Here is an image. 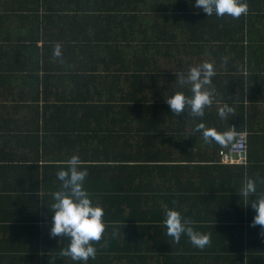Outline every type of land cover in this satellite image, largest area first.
Masks as SVG:
<instances>
[{
  "label": "crops",
  "instance_id": "1",
  "mask_svg": "<svg viewBox=\"0 0 264 264\" xmlns=\"http://www.w3.org/2000/svg\"><path fill=\"white\" fill-rule=\"evenodd\" d=\"M55 3L75 6L74 0H0V264H82L60 254L70 237L50 234L53 193L62 184L57 172L72 155L88 169L85 186L93 202L105 209L106 231L93 241L97 255L88 264H264V226L252 225L256 211L250 202L245 205L257 195L239 194L248 179L264 177V0H248L243 18H226L228 25L211 29V36L228 29L242 40L238 44L200 43L179 62L185 76L193 66L214 62L209 87L215 98L204 116L192 117L189 108L178 116L169 106L147 110L141 123L136 112L101 109L95 135L79 121L84 110L75 113V107L118 100L115 75L92 80L106 70L104 51L87 41L93 33L90 15L48 11ZM234 21L243 29H234ZM57 44L60 57L54 54ZM220 48L223 54H217ZM174 85L164 86L163 100L177 91L192 95L187 81ZM226 102L234 110L221 118L218 109ZM71 117L68 131L54 135ZM201 122L219 131L234 124L247 132L248 164L222 163L218 149L224 146L196 131ZM108 155L116 161L107 163ZM108 164L114 177L92 183L90 167ZM99 183L101 189L93 191ZM257 189L264 194V183L258 181ZM123 194L147 197L141 210H152L155 222L141 231L143 223L114 221L113 213L125 215L126 206L108 198ZM169 208L209 234L211 243L196 247L186 234L175 242L164 224ZM242 240L248 243L242 246Z\"/></svg>",
  "mask_w": 264,
  "mask_h": 264
},
{
  "label": "trees",
  "instance_id": "2",
  "mask_svg": "<svg viewBox=\"0 0 264 264\" xmlns=\"http://www.w3.org/2000/svg\"><path fill=\"white\" fill-rule=\"evenodd\" d=\"M74 2L75 6L72 5L68 9L63 3L59 6L56 3L49 4L52 9L48 11L53 12L56 9L59 15L63 13L90 15L93 33L87 41L101 47L104 51L102 63L106 70L103 75L95 74L96 67H92L91 70L95 74L92 80L101 81L102 77H109V74L113 73L115 77L111 82L114 81L120 93L115 102L102 104L93 102L90 105L81 103L75 107V113L84 110L85 115H82L79 121L86 125L92 135L97 132L96 126L100 120L101 109L106 111V109L119 108V112H136L142 119L141 123H144L147 110L169 107L166 100L162 98L164 86H176L174 84L178 81L180 74L179 62L182 58L190 57L198 44L214 41L222 46L228 43L238 44L242 41L230 35L228 29L211 36V33L217 29L216 25L221 23L228 25L229 22L226 23L224 20L231 16L218 17L215 14L207 16L205 12L193 6L192 0H74ZM240 17L243 18V14ZM240 23L241 21H234L232 27L242 30ZM30 38L28 43H31L33 47L34 36ZM224 52L225 49L220 48L217 54ZM115 65L117 67H110ZM242 119L244 121V117ZM73 123V117L69 120L64 119L56 127L57 133L54 135L65 134L68 131L67 124L72 126ZM127 123L130 121L128 120ZM153 123L160 124L158 116ZM94 124L96 132L93 128ZM145 127L143 131L147 129ZM236 127L238 128L237 125ZM123 131L129 132L127 125L124 126ZM106 158L107 163L116 161L114 156L108 155ZM45 168L51 170L55 167L48 165ZM89 170L94 173L95 179L91 181L92 183L114 177L110 164L92 165ZM101 186L103 184L99 183L93 191L101 189ZM106 187L115 188L114 185L109 186V184ZM122 189L124 192L128 191L125 187ZM108 199L112 202H121L120 204L128 207L120 208L125 215L121 216L118 211L114 212L112 217L114 221L143 223L139 226L141 231L147 228V223L155 222L153 221L155 213L152 210L148 211V208L141 210L143 204L147 206L145 204L148 202L147 197L139 198L123 194L113 195ZM241 201L243 203V200ZM132 240L134 239L129 242ZM246 243H248L247 240H242V246ZM236 250L237 248L235 252Z\"/></svg>",
  "mask_w": 264,
  "mask_h": 264
},
{
  "label": "clouds",
  "instance_id": "3",
  "mask_svg": "<svg viewBox=\"0 0 264 264\" xmlns=\"http://www.w3.org/2000/svg\"><path fill=\"white\" fill-rule=\"evenodd\" d=\"M193 6L202 10L207 16L215 14L218 17L225 15L239 18L249 11L248 0H192ZM54 54L62 56V49L57 44ZM227 57L224 62H227ZM216 75L214 62L205 61L202 64L190 68L187 76L180 74L181 84L186 81L191 84L192 95L188 96L182 91H177L167 97L166 102L171 112L181 116L186 108L190 109L192 117H202L205 108L213 104L215 88L209 87ZM233 106L226 102L218 109L221 118L227 117L233 112ZM196 131L201 132L208 142L215 141L221 146H228L235 137V128L219 131L216 128L206 127L203 122L196 125ZM68 167L61 168L57 172L58 179L62 182L59 190L53 193L54 203L50 209L52 220L50 222V234L53 237H70L67 247L61 249L60 254L71 257L73 261L88 264L89 259H95L97 248L93 241H100L106 231L104 220L105 209L93 198L85 186L88 169L81 167L82 161L79 155H72L67 161ZM264 183V177L248 179L239 194L250 198L252 194L257 199H248L255 209L256 215L252 225L264 226V194L258 193L257 184ZM164 224L167 227V235L179 243L183 235H187L193 245L204 248L211 243L210 235L196 230L193 221L185 218L177 208H169Z\"/></svg>",
  "mask_w": 264,
  "mask_h": 264
},
{
  "label": "built area",
  "instance_id": "4",
  "mask_svg": "<svg viewBox=\"0 0 264 264\" xmlns=\"http://www.w3.org/2000/svg\"><path fill=\"white\" fill-rule=\"evenodd\" d=\"M235 128L234 140L219 150L220 160L224 164H248V134L239 130L236 125H231L229 129Z\"/></svg>",
  "mask_w": 264,
  "mask_h": 264
}]
</instances>
